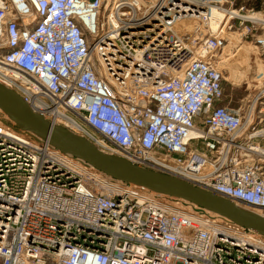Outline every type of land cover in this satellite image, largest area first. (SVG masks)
<instances>
[{
  "label": "built area",
  "instance_id": "1",
  "mask_svg": "<svg viewBox=\"0 0 264 264\" xmlns=\"http://www.w3.org/2000/svg\"><path fill=\"white\" fill-rule=\"evenodd\" d=\"M237 1L0 0V83L103 153L264 217V118L222 104L216 63L238 18L260 26L264 54V17ZM0 264H264V236L115 180L0 112Z\"/></svg>",
  "mask_w": 264,
  "mask_h": 264
},
{
  "label": "water",
  "instance_id": "2",
  "mask_svg": "<svg viewBox=\"0 0 264 264\" xmlns=\"http://www.w3.org/2000/svg\"><path fill=\"white\" fill-rule=\"evenodd\" d=\"M0 109L20 129L31 131L61 152L82 160L114 179L181 198L264 236L263 216L179 178L140 167L119 155L103 153L85 137L59 124H53L41 114L31 110L16 91L2 84H0Z\"/></svg>",
  "mask_w": 264,
  "mask_h": 264
},
{
  "label": "rangeland",
  "instance_id": "3",
  "mask_svg": "<svg viewBox=\"0 0 264 264\" xmlns=\"http://www.w3.org/2000/svg\"><path fill=\"white\" fill-rule=\"evenodd\" d=\"M239 5L244 7L240 13L244 16L257 12L256 17H264V0H238L236 6ZM247 21L238 18L229 22L225 43L218 52L216 63L223 71L222 104L242 112L250 107L254 117L264 118V54L256 44L262 30L259 26L249 31ZM259 130L264 136V122L259 124ZM255 142L264 149V138H256Z\"/></svg>",
  "mask_w": 264,
  "mask_h": 264
},
{
  "label": "bare ground",
  "instance_id": "4",
  "mask_svg": "<svg viewBox=\"0 0 264 264\" xmlns=\"http://www.w3.org/2000/svg\"><path fill=\"white\" fill-rule=\"evenodd\" d=\"M214 9V8H213ZM212 13H213V17H220L221 16V14L220 13H218L216 10H213L212 11ZM242 17H248L249 19H255L256 18V16L255 15H246V16H242ZM256 19H258V18H256ZM211 28H213V29H215L216 28V22H212V24H211ZM215 54H216V52H215ZM217 56H218V54H217ZM218 62V61H217ZM219 66V65H218ZM221 68V67H220ZM0 84H2V83H0ZM3 86H5V87H7L6 85H4V84H2ZM7 88H9V87H7ZM9 89H12V88H9ZM15 91V90H14ZM20 95V97L23 99V97L21 96V94H19ZM24 100V99H23ZM25 101V100H24ZM26 103V102H25ZM28 105V104H27ZM29 106V105H28ZM31 110H33V109H31ZM0 111H1V109H0ZM34 111V110H33ZM2 112V111H1ZM36 112V111H35ZM3 113V112H2ZM38 113V112H37ZM40 114V113H39ZM53 119L52 120H49L47 117H45V116H43L45 119H47V120H49V121H51L53 124H59V125H61V126H63V127H65V128H67L68 130H70V131H72L73 133H75V134H78L75 130H74V128H75V125H73V124H71L69 121H67L66 119H64L58 112H54L53 113ZM12 121V120H11ZM13 122V121H12ZM14 123V122H13ZM15 124V123H14ZM16 125V124H15ZM19 128V127H18ZM79 135V134H78ZM81 136V135H80ZM68 153H66V155H67ZM69 156V155H68ZM124 158V157H123ZM126 159V158H125ZM129 161V160H128ZM129 162H131V161H129ZM131 163H133V162H131ZM134 164V163H133ZM90 166V165H89ZM140 167H143V166H140ZM93 168V167H92ZM143 168H146V167H143ZM147 169V168H146ZM101 172V171H100ZM114 179V178H113ZM115 180H117V179H115ZM111 181H113V180H111ZM118 181H120V180H118ZM120 182H122V181H120ZM113 185H117V184H115L114 183V181L113 182H111ZM123 183H127V182H123ZM106 184V183H105ZM127 184H131V183H127ZM132 185H135V184H132ZM107 186H109V184H107ZM112 186V185H111ZM135 186H138V185H135ZM139 187H142V186H139ZM142 189H144V190H147V188H144V187H142ZM151 191V190H150ZM151 192H154V191H151ZM154 193H157V192H154ZM158 194H160V193H158ZM163 196H165V197H170V199H172V200H180V202L182 203V205L183 206H188V205H190L192 208H195L196 207V205H194V204H192V203H190V202H188V201H186V200H183V199H181V198H177V197H172V196H168V195H164V194H162ZM199 208V207H198ZM242 208H244V209H247V210H250V211H253V212H255V213H257L258 214V211L256 210V209H254V208H251V207H242Z\"/></svg>",
  "mask_w": 264,
  "mask_h": 264
}]
</instances>
